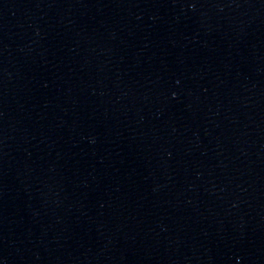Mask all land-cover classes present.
Returning a JSON list of instances; mask_svg holds the SVG:
<instances>
[{"label": "water", "instance_id": "1", "mask_svg": "<svg viewBox=\"0 0 264 264\" xmlns=\"http://www.w3.org/2000/svg\"><path fill=\"white\" fill-rule=\"evenodd\" d=\"M0 264H264V0H0Z\"/></svg>", "mask_w": 264, "mask_h": 264}]
</instances>
